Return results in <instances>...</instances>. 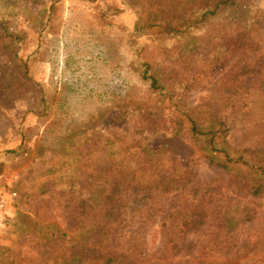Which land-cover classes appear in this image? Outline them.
I'll return each instance as SVG.
<instances>
[{"label":"rangeland","instance_id":"obj_1","mask_svg":"<svg viewBox=\"0 0 264 264\" xmlns=\"http://www.w3.org/2000/svg\"><path fill=\"white\" fill-rule=\"evenodd\" d=\"M2 1L32 87L19 98L0 46V264H264L259 172L209 165L181 117L222 120L231 154L264 169V0L171 40L147 26L218 0Z\"/></svg>","mask_w":264,"mask_h":264},{"label":"trees","instance_id":"obj_2","mask_svg":"<svg viewBox=\"0 0 264 264\" xmlns=\"http://www.w3.org/2000/svg\"><path fill=\"white\" fill-rule=\"evenodd\" d=\"M233 4L234 0H218L217 3L201 13L184 17L178 21L149 24L147 27L156 28L157 34L162 35L163 38L168 40L175 39L182 34L190 32L198 25L205 23L210 17L215 16L222 7H230ZM4 5V1L0 0V12L3 10L2 8ZM136 31L140 32L141 30L137 27V29H135V32ZM19 35L18 29L12 27L7 19L0 17V46L3 50H9L12 53L14 65L18 71L21 84L25 86V88L21 90L19 98L26 99L32 87V80L27 75V67L21 49L22 39ZM141 66L143 67L141 73L142 82L148 84V89L151 90L152 93L162 94L163 86L160 84L158 78L153 73H150V66L148 64H141ZM32 97L38 103L41 100V95L38 94V91H34ZM190 114L188 110L181 113L182 124L185 126V132L189 138H194L203 142L204 148L202 150V155L207 163L225 170H230L232 166L238 165L245 169L258 171L260 176L252 180L251 190L253 196L259 195L264 187V169L250 164L241 156L235 157L231 154L226 141L229 129L226 127L225 123L222 120H216L212 128L207 130L199 129L196 121L191 117L192 114ZM186 135L183 134V136ZM169 145H172V152L176 155L180 149L175 143L174 137L169 139ZM22 147L23 145L20 143L15 150H10L9 152L18 155V151L21 150ZM23 151L25 152L26 150ZM110 262L111 258L105 257L102 259L101 264H110Z\"/></svg>","mask_w":264,"mask_h":264},{"label":"built area","instance_id":"obj_3","mask_svg":"<svg viewBox=\"0 0 264 264\" xmlns=\"http://www.w3.org/2000/svg\"><path fill=\"white\" fill-rule=\"evenodd\" d=\"M7 201L3 194L0 193V225H3L7 219Z\"/></svg>","mask_w":264,"mask_h":264}]
</instances>
